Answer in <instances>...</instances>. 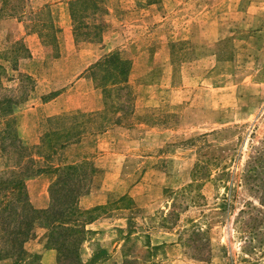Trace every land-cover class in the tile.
I'll return each instance as SVG.
<instances>
[{
  "label": "rangeland",
  "instance_id": "374dc122",
  "mask_svg": "<svg viewBox=\"0 0 264 264\" xmlns=\"http://www.w3.org/2000/svg\"><path fill=\"white\" fill-rule=\"evenodd\" d=\"M41 1L9 0L13 16L0 18L1 86L15 88L23 73L26 91L35 86L14 113L22 144L36 152L54 127L34 108L41 95L64 87L55 104L70 109L88 86L114 84L102 112L78 117L91 123L81 139L48 164L87 162L86 195L103 201L90 215L111 220L86 236L80 261L102 249L91 264H264V240L245 248L248 214L239 213L257 207L239 178L264 147V0H94L93 13L76 8V46L65 32L54 45L48 29L69 26L68 0ZM37 29L43 45L22 41ZM110 54L129 68L138 59L124 84L97 68L78 76Z\"/></svg>",
  "mask_w": 264,
  "mask_h": 264
},
{
  "label": "trees",
  "instance_id": "16d2710c",
  "mask_svg": "<svg viewBox=\"0 0 264 264\" xmlns=\"http://www.w3.org/2000/svg\"><path fill=\"white\" fill-rule=\"evenodd\" d=\"M8 1L0 0V18L13 16L11 11L14 7L7 8ZM20 1L16 0V3ZM92 2L94 0H68L74 42L77 36L76 24L81 14L76 8L79 4H86L93 13L95 6L93 7ZM48 29L51 33L55 31L51 23L48 24ZM34 31L38 32L39 38L42 39L41 32L38 29ZM50 39L54 41L53 35ZM15 51L17 53L18 49ZM0 61L5 62V56L0 55ZM95 68L102 73L103 81L113 79L115 73L122 76L118 85L124 84L130 69L128 62L119 59L115 54L104 56L102 63H96L89 70L92 72ZM3 75L4 68L0 64V262L38 264V256L27 254L23 249V244L33 236V229L38 227L45 230L44 248H51L56 252V264L64 260H68L67 264H91L95 259H100L104 251L98 249L86 263H82L78 255L79 247L86 241V236L91 234L86 225L96 219L90 214L98 208L81 210L77 206L78 199L86 195V185L82 182L85 179L83 169H88L89 164L83 161L69 165H48L57 150L78 142L84 127L90 126L91 123L79 120L78 117L82 115L45 118V123L54 127L43 133L39 139V147L33 153V147L24 146L18 137L14 115L15 109L25 101L31 91H26L24 83L29 77L18 75L16 87L6 89L1 86ZM113 85H100L102 94L110 92L107 89L104 92L103 88ZM262 143L264 145V138ZM260 151H255L256 156L251 165L248 164L239 178L241 186L257 204V207L251 206L247 207L246 211H239L241 215L248 214L242 225L245 230L243 233L247 236L245 240H248L245 248L250 247V251L264 240V147ZM90 172L93 173V169H90ZM46 173L54 175L53 181L47 187L48 206L44 210H35L28 202L24 181ZM251 210L254 214H251ZM128 232L125 233L127 238Z\"/></svg>",
  "mask_w": 264,
  "mask_h": 264
},
{
  "label": "crops",
  "instance_id": "0c3cea01",
  "mask_svg": "<svg viewBox=\"0 0 264 264\" xmlns=\"http://www.w3.org/2000/svg\"><path fill=\"white\" fill-rule=\"evenodd\" d=\"M48 0L41 1L38 5L40 8L42 5L46 4ZM64 20L67 21L69 26L61 27V25H56V22H52V25L54 26V45H58V40L61 37L62 33H68L70 36V41L73 43V45L76 46V42H74V38L72 36V24L70 20V16L67 13H64ZM23 23H21L22 25ZM25 26V25H24ZM24 26L22 28L24 29ZM23 35V42L29 41L30 44L35 42L37 45L39 42L41 45L42 44V39L39 38L38 32L35 31H26ZM40 45V46H41ZM27 54L28 56L25 59H34L32 53L30 51V46H26ZM142 54H140L141 56ZM106 56V55H103ZM102 56V57H103ZM100 59V58H99ZM138 59L134 58L132 62V66L130 67V72L133 71L136 66ZM96 62L84 67L78 76L86 75L88 72V69L94 65ZM25 75H29L26 73H23ZM83 77H79L76 79V83L80 82ZM88 84L92 85V82L89 80ZM35 89V86L32 88L31 92L32 93ZM68 89H57V90H52L47 92L44 95H41L39 97V104L34 105V108L37 106H41V110L44 113L45 118L48 117H53V116H58V115H97L98 113L102 112L103 110V103H102V93L100 90H98L94 85L88 86L86 89V94L88 96V100L81 103V104H75L71 106V108H65V109H60L58 108L55 104L56 101L60 97H62L64 94L68 93ZM90 95L94 96V100L90 102ZM28 97V96H27ZM33 108V109H34ZM24 133V131H23ZM22 133V134H23ZM25 134V133H24ZM99 135H95V137H98ZM20 138V137H19ZM29 140L32 144H35L37 142V138H28V135L26 134L25 137H23V140ZM54 179V175L52 174H41L35 177H32L31 179H27L24 181V187L25 191L28 197V202L30 206L35 209V210H44L48 206V197H47V186L48 184ZM108 192V191H106ZM103 201H101L100 197H97V194L95 192L89 193L86 196H82L78 199V208L81 210H88L94 207H97L100 205ZM117 212H122L120 208L115 210ZM111 221L107 215L103 218H96L94 219L90 224L86 225V229L91 232V234L95 237L98 235L99 232H102L108 228V226L104 227L103 224H106L107 222ZM114 227V228H122V226H117L114 224H111L109 228ZM120 230V229H119ZM95 238H91L89 242H94ZM88 242V243H89ZM45 244V230L42 228H34L33 229V236L28 239L24 244H23V249L27 254H34L38 256V264H56V252L51 249V248H44ZM119 248V247H118ZM117 249V248H116ZM0 264H8L7 261H2ZM115 264H121L116 262Z\"/></svg>",
  "mask_w": 264,
  "mask_h": 264
}]
</instances>
